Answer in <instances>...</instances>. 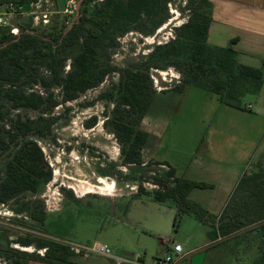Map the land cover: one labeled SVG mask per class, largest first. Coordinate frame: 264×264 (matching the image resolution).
Returning a JSON list of instances; mask_svg holds the SVG:
<instances>
[{
	"label": "trees",
	"instance_id": "16d2710c",
	"mask_svg": "<svg viewBox=\"0 0 264 264\" xmlns=\"http://www.w3.org/2000/svg\"><path fill=\"white\" fill-rule=\"evenodd\" d=\"M16 1L30 4L36 0ZM79 1L73 20L55 10L57 13L49 25L35 27L28 23L19 27L18 36L9 28L0 27V168L2 164L5 166L3 175L0 169V204L36 193L41 183L52 180V169L32 138L45 137V128L55 121L51 117L55 108L76 101L103 84L107 77L117 74V85L100 94L97 100L112 104L110 113L104 112V126L112 130L121 147V166L141 172L138 177L129 173L123 178L137 183L133 198L173 206L174 227L183 217L194 215L200 223L210 226L216 237L239 232L255 236L259 262L264 264V150L256 163L255 159L251 162L252 170L241 177L223 210L214 214L190 198L194 189L211 186L178 177L176 169L168 163L144 161L148 134L141 128L145 116L159 100L153 71L172 67L182 76L180 83L171 89L174 92L202 89L217 95L221 104L240 111L249 110L244 103L246 96L261 93L264 71L241 65L232 47L208 43L212 17L209 0L187 1L190 16L174 30L172 41L156 46L139 63L125 68L112 66L111 50L118 48L113 36L115 25L120 22L127 25L132 19L154 13L161 15L153 28L157 30L165 22L171 0ZM35 87L40 91L26 90ZM54 89H59L58 95ZM20 110L34 111L39 116L23 119L17 113L8 121L13 112ZM96 123L97 118L93 117L85 127L91 129ZM117 175L122 177L119 171L114 178ZM145 183L153 189H146ZM32 216L45 225L47 215ZM15 243L24 248L35 247L37 251H20L0 242L4 264H81L75 260L80 256L60 239L28 236L18 238ZM39 251H44L43 255Z\"/></svg>",
	"mask_w": 264,
	"mask_h": 264
},
{
	"label": "rangeland",
	"instance_id": "374dc122",
	"mask_svg": "<svg viewBox=\"0 0 264 264\" xmlns=\"http://www.w3.org/2000/svg\"><path fill=\"white\" fill-rule=\"evenodd\" d=\"M41 1L45 7L47 0ZM48 1L52 3L50 7L54 11L60 10L70 20L76 18L73 5L77 6L78 0ZM69 1L73 3L69 4ZM187 1L171 0L167 5L164 24L154 31L155 23L161 17L154 13L132 19L127 25L123 22L116 24L113 36L118 48L111 50L110 65L129 67L141 62L156 46L172 41L175 38L174 30L186 23L190 16ZM26 11L31 12L28 5ZM28 23H33L30 14L15 20L13 26L19 28ZM176 77L182 79L181 74L172 67L152 72L153 81L168 87L167 90L178 84ZM117 83L118 76L113 74L76 101L55 108L51 115L55 121L45 128V137L32 138L42 149L52 169V180L41 183L36 193H26L18 199L0 204V242L20 251L26 250L15 243L16 240L28 236L56 238L88 247L100 244L107 246L112 256L129 260H136L140 256L144 264H150L165 253L168 241H174L184 247L187 264H260L255 236L239 232L224 238L216 237L212 228L200 223L194 215L183 217L174 227L173 206H160L148 199L133 198L137 183L126 182L123 178L129 173L138 177L141 172H136V168L131 172L121 166V147L112 130L104 126V112L110 113L112 104L97 100L100 94L110 91ZM26 90L40 91L38 87ZM53 91L58 95L59 89ZM171 99V102L167 101L172 105L168 113L160 117L152 116L153 130L157 131L152 153L158 159L168 160L176 168L178 177L191 178L194 182L211 186L195 190L190 196L191 200L202 205L218 197L221 202L229 187L222 185L220 178L209 171L212 169L209 163L216 149L227 148L234 153L239 146L231 141L218 144L222 139L226 141L228 126L222 111H227V108L220 103L217 95L198 88H191L182 96ZM257 99L248 95L244 103L254 105ZM17 113L23 119H36L39 116L34 111L20 110L13 112L8 121ZM93 117L97 118V123L87 129L85 123ZM247 119L262 123L255 115H249ZM144 126H148V121ZM261 149L262 152L264 142ZM227 157L229 160V154ZM111 164L117 168L114 169ZM4 167L2 164L0 168L2 175ZM117 171L122 177L117 175L114 178ZM144 185L148 190L153 189L150 184ZM221 209H214L211 213L217 214ZM41 213L47 215L45 225L33 219L32 215ZM34 251L37 249L30 247L26 252ZM92 257L90 262L118 264L116 260L111 261L100 255L94 254ZM0 264H4L2 257Z\"/></svg>",
	"mask_w": 264,
	"mask_h": 264
},
{
	"label": "crops",
	"instance_id": "0c3cea01",
	"mask_svg": "<svg viewBox=\"0 0 264 264\" xmlns=\"http://www.w3.org/2000/svg\"><path fill=\"white\" fill-rule=\"evenodd\" d=\"M209 1L212 4V17L209 27L208 43L215 47H232L238 53V62L241 65L264 71V0ZM189 89H186L181 94L173 90L160 93L158 102L151 107L142 121L141 128L148 134V141L143 150V158L146 163L161 162L171 165L168 160L158 159L155 157L156 154L152 153V146L155 145L154 141L157 138L155 135L157 131L153 130L154 120L152 116L160 117L168 113L172 105L167 104V101L170 100L171 102V98L182 96ZM255 97L258 99L254 102V105L249 104L247 106L248 111H240L224 105L227 111H222V114L226 116L224 120H226V127L228 126V129L226 130V141L222 139L218 144H228L231 141L239 144V146L236 147L234 153L228 151L227 148L220 147L211 154L212 159L209 164H211L210 169L211 167L212 169L209 171L215 173L220 178V183L225 186L228 185L229 189L226 197L221 202L216 197L215 199H210L206 204L201 203L209 212H212L214 209H220L221 207V211L223 210L239 180L249 171L251 162L262 150L261 145L264 142V87L261 93ZM254 108L256 109L255 112L253 111ZM249 115L258 116L262 123H255L247 119ZM146 121H148L147 127L144 126ZM206 152L207 149H205ZM228 154L230 157L229 160L227 157ZM201 162L203 161L201 160ZM227 164L233 166L229 167ZM186 179L192 181L191 178ZM213 187L216 190V185ZM195 190L197 189H194L190 196H192ZM134 199L139 200L143 198ZM92 256H80L81 260L78 257L77 262L81 264H102L90 262V259L93 258ZM112 257L109 260H121L122 264H144V260L140 256L136 260ZM186 258L187 256L182 258L178 264H187ZM31 264L43 263L32 262ZM150 264H155V262H150Z\"/></svg>",
	"mask_w": 264,
	"mask_h": 264
},
{
	"label": "built area",
	"instance_id": "2783aa9c",
	"mask_svg": "<svg viewBox=\"0 0 264 264\" xmlns=\"http://www.w3.org/2000/svg\"><path fill=\"white\" fill-rule=\"evenodd\" d=\"M70 3L73 2L69 1V4ZM27 5L31 8V12L26 11ZM50 5L52 6V3L50 4L48 0L46 1L45 7L42 5L41 0H36L30 4H21L16 0H0V27L9 28L14 36H18L19 28L13 26V22L28 14L32 16L33 26H47L50 24L51 18L55 13ZM75 10L76 6L73 5V11ZM73 11L71 13H73ZM67 70H69V67H67ZM160 75H162V73H160ZM175 80L177 83H180V77H176ZM154 86L159 93L168 89V87H162L158 81H154ZM67 245H69L71 250L78 256L95 254L106 258H113L110 249L104 245L95 244L92 247L70 243H67ZM39 253L43 255L44 251H39ZM184 257V247L174 241H169L168 250L155 259V264H178ZM117 262L121 263V260H117Z\"/></svg>",
	"mask_w": 264,
	"mask_h": 264
},
{
	"label": "water",
	"instance_id": "95a60500",
	"mask_svg": "<svg viewBox=\"0 0 264 264\" xmlns=\"http://www.w3.org/2000/svg\"><path fill=\"white\" fill-rule=\"evenodd\" d=\"M81 1H82V0H81ZM79 5H80V1H79L78 5L76 6V10L79 9Z\"/></svg>",
	"mask_w": 264,
	"mask_h": 264
},
{
	"label": "bare ground",
	"instance_id": "6f19581e",
	"mask_svg": "<svg viewBox=\"0 0 264 264\" xmlns=\"http://www.w3.org/2000/svg\"><path fill=\"white\" fill-rule=\"evenodd\" d=\"M106 195H110V194H106ZM25 250H26V251H28V250H29V248H25Z\"/></svg>",
	"mask_w": 264,
	"mask_h": 264
}]
</instances>
